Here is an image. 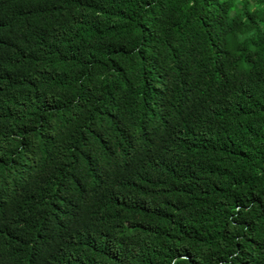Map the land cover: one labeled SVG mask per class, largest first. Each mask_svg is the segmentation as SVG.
Returning <instances> with one entry per match:
<instances>
[{"label": "trees", "instance_id": "1", "mask_svg": "<svg viewBox=\"0 0 264 264\" xmlns=\"http://www.w3.org/2000/svg\"><path fill=\"white\" fill-rule=\"evenodd\" d=\"M0 264H264V0H0Z\"/></svg>", "mask_w": 264, "mask_h": 264}]
</instances>
